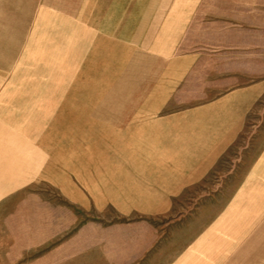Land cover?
<instances>
[{
  "label": "crops",
  "instance_id": "crops-1",
  "mask_svg": "<svg viewBox=\"0 0 264 264\" xmlns=\"http://www.w3.org/2000/svg\"><path fill=\"white\" fill-rule=\"evenodd\" d=\"M256 107L264 0H0V264H224L227 223L264 224V130L204 234L160 218Z\"/></svg>",
  "mask_w": 264,
  "mask_h": 264
},
{
  "label": "rangeland",
  "instance_id": "rangeland-1",
  "mask_svg": "<svg viewBox=\"0 0 264 264\" xmlns=\"http://www.w3.org/2000/svg\"><path fill=\"white\" fill-rule=\"evenodd\" d=\"M261 119H264V110L259 111V108L256 107L250 115V122L244 132L218 161L212 171L201 181L186 187L173 197L174 205L171 214L166 218H160L162 220L170 219L171 221L170 230L166 233L167 237L172 235L176 227L184 224L191 225L192 228L189 231H198L201 234H204L212 226L217 214L226 208L228 202L236 194L233 189L238 184H241L240 187L242 186L240 180H242L244 170L250 166L257 156L260 130H264V122H260ZM240 201L250 204L252 209L264 208L262 206L264 205V197H261L258 190L241 193ZM257 212L256 216L258 215ZM233 215L227 219L230 221L233 219ZM89 216L91 219L103 218V220H113L121 217L119 211L112 207L101 210L95 207L91 208ZM162 220L157 221L161 222ZM227 226L235 242L230 244L223 242L222 247L233 248L235 254L219 257V262L224 264H260L261 256L258 255V250L264 243V224L259 222H232L227 223ZM190 238L191 236H187L186 240L188 241ZM247 249H251L256 255L246 254ZM26 258L33 259L34 257ZM18 259V256L12 255L11 264H19Z\"/></svg>",
  "mask_w": 264,
  "mask_h": 264
}]
</instances>
